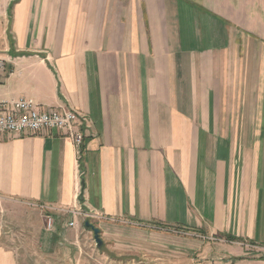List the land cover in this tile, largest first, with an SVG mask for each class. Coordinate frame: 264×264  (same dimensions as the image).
I'll list each match as a JSON object with an SVG mask.
<instances>
[{
    "label": "crops",
    "instance_id": "1",
    "mask_svg": "<svg viewBox=\"0 0 264 264\" xmlns=\"http://www.w3.org/2000/svg\"><path fill=\"white\" fill-rule=\"evenodd\" d=\"M0 59L85 135L0 136V264L264 262V0H0Z\"/></svg>",
    "mask_w": 264,
    "mask_h": 264
},
{
    "label": "built area",
    "instance_id": "2",
    "mask_svg": "<svg viewBox=\"0 0 264 264\" xmlns=\"http://www.w3.org/2000/svg\"><path fill=\"white\" fill-rule=\"evenodd\" d=\"M4 68L5 61L0 59V73ZM54 131L62 137L69 138L76 152L78 154L81 152L85 135L76 111L65 106L43 109L25 98L0 100V136H21L25 133L39 135ZM46 224L48 230L53 228L54 220L51 216L46 218ZM70 225L74 226L75 223L71 222Z\"/></svg>",
    "mask_w": 264,
    "mask_h": 264
},
{
    "label": "rangeland",
    "instance_id": "3",
    "mask_svg": "<svg viewBox=\"0 0 264 264\" xmlns=\"http://www.w3.org/2000/svg\"><path fill=\"white\" fill-rule=\"evenodd\" d=\"M4 214L1 213V215ZM8 231L10 232V240L7 243L14 248H18L20 254L21 264H44L43 257L38 252L37 240L31 236L28 231H32L33 227L27 230V228H21L16 222H12L7 225ZM230 261V262H229ZM227 261L226 258H188L180 254L169 252L160 257H153L147 260L146 264H243L236 263L238 260L232 259ZM264 263V262H262ZM262 263H250V264H262ZM125 264H141V263H125ZM246 264V263H245Z\"/></svg>",
    "mask_w": 264,
    "mask_h": 264
},
{
    "label": "water",
    "instance_id": "4",
    "mask_svg": "<svg viewBox=\"0 0 264 264\" xmlns=\"http://www.w3.org/2000/svg\"><path fill=\"white\" fill-rule=\"evenodd\" d=\"M86 228L92 230L94 232L95 241L100 248L102 246V240L100 239V230L98 228H95L94 225H92L89 221L85 223Z\"/></svg>",
    "mask_w": 264,
    "mask_h": 264
},
{
    "label": "trees",
    "instance_id": "5",
    "mask_svg": "<svg viewBox=\"0 0 264 264\" xmlns=\"http://www.w3.org/2000/svg\"><path fill=\"white\" fill-rule=\"evenodd\" d=\"M236 260H239V259H236Z\"/></svg>",
    "mask_w": 264,
    "mask_h": 264
}]
</instances>
